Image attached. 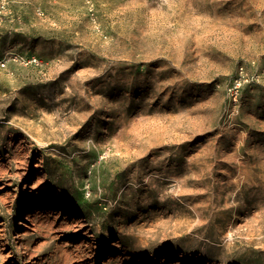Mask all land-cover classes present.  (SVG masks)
I'll return each mask as SVG.
<instances>
[{
    "label": "rangeland",
    "instance_id": "374dc122",
    "mask_svg": "<svg viewBox=\"0 0 264 264\" xmlns=\"http://www.w3.org/2000/svg\"><path fill=\"white\" fill-rule=\"evenodd\" d=\"M0 264H264V0H0Z\"/></svg>",
    "mask_w": 264,
    "mask_h": 264
},
{
    "label": "built area",
    "instance_id": "2783aa9c",
    "mask_svg": "<svg viewBox=\"0 0 264 264\" xmlns=\"http://www.w3.org/2000/svg\"><path fill=\"white\" fill-rule=\"evenodd\" d=\"M240 84H241V81H238V83L231 88V95L234 97L235 100H237V97H238V91H239Z\"/></svg>",
    "mask_w": 264,
    "mask_h": 264
},
{
    "label": "bare ground",
    "instance_id": "6f19581e",
    "mask_svg": "<svg viewBox=\"0 0 264 264\" xmlns=\"http://www.w3.org/2000/svg\"><path fill=\"white\" fill-rule=\"evenodd\" d=\"M43 207V205H40V208H42ZM50 209V208H49ZM35 212H36V208L34 209V208H30V210L28 211V213H27V215H26V217H27V219H32L33 218V216L35 215ZM41 212V211H40ZM55 213V212H54ZM60 214V213H59ZM20 222H22L21 220H20ZM80 225V224H79ZM82 226V225H81ZM35 228V227H34ZM82 228V227H81ZM117 244V243H116ZM120 246V245H119Z\"/></svg>",
    "mask_w": 264,
    "mask_h": 264
}]
</instances>
